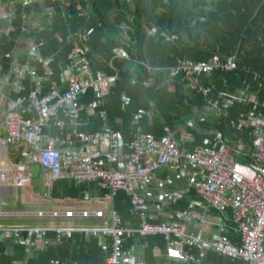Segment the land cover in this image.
<instances>
[{
  "label": "built area",
  "instance_id": "obj_1",
  "mask_svg": "<svg viewBox=\"0 0 264 264\" xmlns=\"http://www.w3.org/2000/svg\"><path fill=\"white\" fill-rule=\"evenodd\" d=\"M32 1L38 0H19L23 7ZM122 28L125 29V24ZM25 31L22 29L23 35ZM2 35L10 37V30ZM88 35L86 28L70 32L66 37L56 35L60 43L67 42L71 49L60 80L51 81L47 93L39 94L36 87L26 97L13 98L0 89V108L5 109L0 111V146L26 145L29 150V162H0V187L29 186L33 179L31 167L38 164L43 169V185L49 189L61 180H69L78 184L97 181L112 194L125 190L130 195L129 213L139 219V225H124L121 214L112 210L111 220H104L100 226L73 229L31 223L0 225V241L11 237L30 257L35 249L49 243L50 231L73 238L74 231L79 230L87 240L111 241L106 264H147L138 259L135 246L128 250L125 245L130 240L162 236L167 243L166 251H157L165 256L164 264H202L209 253L231 262L264 264V99L237 92L241 95L235 94L229 100L225 91L217 90L214 83L206 84L202 79L210 77L214 70L235 71L238 50L226 63L219 56L208 63H189L179 58L167 69L166 75L172 78L182 75L187 88L205 98L201 121L208 115L221 116L232 106V101L251 103V109L246 107L237 117L232 115L228 119L232 130L243 134L250 142L248 148L241 144L231 146L218 133L213 135L215 147L207 148L196 144L195 137L184 128L180 140L174 139L168 128L166 136L157 140L143 133L139 126L142 118L152 116V111L145 110L138 111L133 118L132 138L123 144L122 136L110 126L98 133L78 131L84 109L78 107L79 99L91 90L106 98L116 81L115 75L105 76L92 70L89 48L80 43V40L86 43ZM16 44L24 45L25 53L48 68L50 60L42 58L41 54L42 41H35L26 34ZM112 58L128 59V55L123 48L115 47ZM12 70L19 77L27 73L37 83L41 79L28 65L12 64ZM244 70L255 81L264 82L260 73L246 67ZM49 74L52 75L51 70ZM6 80L8 82V78ZM244 82L249 84L247 80ZM96 106V103L89 105L88 109L93 111ZM59 112L69 116L73 128L69 134L62 132V137H53L49 133L51 126H64V121L57 116ZM199 131L206 133L205 127H199ZM154 201L160 205L157 213H150V202ZM31 217L105 218L106 212L87 208L3 210L0 207L2 220ZM148 218L156 221L150 222ZM11 264L27 263L14 260Z\"/></svg>",
  "mask_w": 264,
  "mask_h": 264
},
{
  "label": "trees",
  "instance_id": "obj_2",
  "mask_svg": "<svg viewBox=\"0 0 264 264\" xmlns=\"http://www.w3.org/2000/svg\"><path fill=\"white\" fill-rule=\"evenodd\" d=\"M88 2L76 3L70 0L67 4H59L57 6L60 19L58 31L68 32L65 34L67 36L72 31L86 28L89 35L85 46L89 48L90 44L96 52L105 57L111 54L114 47L112 42L117 35L122 41L121 48H125L128 59L116 62L119 70L117 84L114 89H111L105 103L101 102L94 108L97 113H106V121L102 123L96 117L90 120L86 110L82 109L77 125L80 133H98L104 130L103 127L108 123L114 131L122 134L124 144L128 141L127 134L133 117L139 110H144L154 102L167 124L172 126L188 124V130L198 131V125L202 126L204 122L206 133L197 136L196 144L215 147L213 135L218 133L221 138H226L230 145L238 146V140L243 139L244 135L233 131L228 125V119L232 115L237 117L238 113L246 107L251 109V103L232 101V106L228 107L227 112L221 116L208 115L201 121L200 115L203 113L205 98L192 91H184V88L177 86L176 83L174 91L168 92L161 88L160 80L165 77L167 69L177 63V57L184 58L189 63H208L214 56H219L220 60L226 63L238 50V68L235 71L214 70L210 77L202 78L203 82L214 83L217 90L225 91L229 100H232L235 94L241 95L237 92L247 96H262L264 99V82L255 81L244 70L246 67L264 76V0H91L93 15L89 17L83 15L87 10ZM30 6L36 8L34 4ZM20 7H22L21 4ZM20 7H17L20 12L16 18L17 31L20 29L21 22ZM110 11L119 14L113 23H110L107 16ZM130 19L137 29L135 34ZM119 22L125 24V29L122 28L121 31L118 29ZM155 23L158 31L153 35L151 28ZM67 25H70V29ZM139 29L144 32L138 31ZM47 36L49 45L43 47L41 54L45 58L51 57L53 61L58 60L59 56L56 54L59 45L53 40L52 34ZM3 38L4 44L14 45L12 39L6 36ZM8 48L12 50L10 46H7L1 48L0 53ZM64 53L66 54L67 50ZM47 70L49 73V66ZM48 73L44 76L48 77ZM180 77L182 78V75L176 79L179 80ZM151 79L154 81L153 84ZM244 80H247L249 84ZM27 91L28 84L25 83L23 92ZM88 93L87 98H81L78 101V107L98 103L96 96H93V91ZM25 95L15 94L16 97ZM212 120L216 121L215 125L221 128L212 125ZM191 122L193 126H190ZM226 123L231 128L232 131H230L234 133L232 139L231 132L223 128ZM142 127L144 132H152L145 121ZM157 127H159L158 124L154 130ZM221 132L228 137H223ZM210 140L212 145H208ZM82 186L86 188L89 184H82ZM120 205V199L117 198L115 208L119 209ZM120 211L118 212L121 213ZM154 241V238L150 240L152 244ZM3 244L4 241H0V250ZM53 245L55 248L51 245L41 254L44 264H51V261L56 258L69 257L76 252L75 250L71 252L68 246L59 241ZM52 249L58 251L54 252ZM93 252L94 259L97 260L99 252L97 243L94 244ZM222 257L214 260L213 264H245L241 260L231 262L225 259L226 257ZM207 258L206 255L205 259ZM99 263L100 261H95V264ZM0 264H9V258L1 251Z\"/></svg>",
  "mask_w": 264,
  "mask_h": 264
},
{
  "label": "crops",
  "instance_id": "obj_3",
  "mask_svg": "<svg viewBox=\"0 0 264 264\" xmlns=\"http://www.w3.org/2000/svg\"><path fill=\"white\" fill-rule=\"evenodd\" d=\"M70 0H65L63 2L59 0H38L36 2H31V4H34L36 8H33L29 5V7H20L19 0H0V8L4 9L6 12V19L5 21L0 20V51L1 48H5L7 46H10L11 49H6L4 52L0 53V89L7 93L8 96L13 98L18 97H26L29 92L38 87L39 94L47 93L50 86V81L60 80V72L66 68L68 65V53L71 49V45L67 42L60 43L59 40H57L56 35H60L62 37H66L65 34L67 33H61L58 31V28H60V19L58 18V12H57V6L59 4L64 5L67 4ZM91 0L87 3V10L84 11L85 16L93 15L92 14V5ZM76 4V3H75ZM81 5V4H76ZM17 7L21 8V22H20V29L17 31V24H16V18L17 15L20 13ZM39 8V10H38ZM115 11H110L107 13V16L109 17L110 23L114 22V19L116 16L118 17L119 14ZM131 20V19H130ZM123 21V19H121ZM120 21V22H121ZM119 22V23H120ZM118 23V29L121 31L122 24L124 23ZM131 24L133 27V32L137 31L134 27V23L131 20ZM24 25V28L26 29L25 35L29 34L30 37H32L35 41H42L43 47H47L49 45V41L47 40V34L53 35V40L56 41V43L59 45V48L57 50V54L59 57L58 60H54L50 58V65L49 69L55 73L53 76L48 73V68H45L42 66V62L36 60L34 57H32L28 52L25 53V46L24 45H17L16 41L19 38H25V35L22 34V29ZM67 28L70 29V25H67ZM6 30H10V39H12L14 45H6L3 42V37L5 35H2V32H5ZM130 30V28H129ZM75 31H78L75 30ZM138 31L144 32L142 29H139ZM158 31V27L155 24L152 25L151 28V34L155 35V33ZM19 32V33H18ZM74 32V31H72ZM121 37V36H120ZM80 43L82 45H85L86 43L82 40H80ZM114 47H121L122 41L121 39H118L117 35L112 42ZM113 47V48H114ZM112 48V49H113ZM44 49V48H42ZM125 50V48H123ZM67 50V53L65 54L64 51ZM126 51V50H125ZM89 60L91 68L94 72H101L105 76H116V81L112 85L111 89H114L117 81L119 79V70L117 69L116 62L118 61H125L126 59L121 58H112V51L111 54H109L107 57L101 55L100 53L96 52L92 46L89 44ZM44 54V52H43ZM64 54V55H63ZM45 56V55H44ZM103 56V57H102ZM62 57V58H61ZM181 57L176 58L177 60ZM184 59V58H182ZM111 60V61H110ZM111 67H110V65ZM12 64H17L18 66H25L28 65L29 67L33 68L37 75L41 77L39 80V83L34 81L31 76H29L27 73L23 74L22 76H17L16 73L12 70ZM6 66V68H5ZM51 66V68H50ZM45 73H48V77L44 76ZM8 78V82L6 80ZM178 77H169L165 74V77L161 79L160 86L163 89H166L168 92L174 91L175 83L177 86H180L184 88V91H189L187 88V82L182 76L181 79L177 80ZM154 79V78H153ZM176 79V80H175ZM28 84V91L26 93L23 92V85ZM151 83L153 84L154 81L151 79ZM14 84V86H12ZM111 92V91H110ZM194 92V91H192ZM26 94L25 96H18L16 97L15 94ZM195 94L199 95L198 93L194 92ZM89 94V93H88ZM88 94L82 96L81 98H87ZM93 96H96L98 103L96 105H100V103H105V99L107 98H101L95 91H93ZM90 98H94V97ZM79 99V101L81 100ZM107 100V99H106ZM95 101V100H94ZM104 105V104H103ZM89 105L83 106L86 112L88 113V117L90 118H98V121L104 123L106 121V113H97L95 109L93 111H90L88 109ZM5 110L4 108H0V111ZM145 111H152V116L150 118L144 117L140 120L139 126L141 127V130L144 132V127H142V123L144 121L147 123V126L150 127V130H152L151 134L153 135L157 140H160L164 136H166V128L170 131L171 135L174 139L180 140L181 138V130L184 128L189 134L193 135L195 137V140L197 142L198 138L197 136L200 135V131H193L188 130V124H177V125H170L167 124L165 121V118L163 117L159 107L154 103H150L148 107L144 109ZM140 111V110H139ZM86 113V114H87ZM36 114V113H35ZM33 114H30V116ZM59 119H62L64 121L63 128L52 125L49 133L53 137H62L63 133L69 134L72 131L73 125L70 122V119L68 115L59 112L57 115ZM134 118V117H133ZM199 119V116L197 117ZM87 119V118H86ZM89 120V121H90ZM133 120V119H132ZM55 118L52 119V123H54ZM191 120H189L190 122ZM219 121V120H217ZM214 120H212V125L220 127L218 125H215ZM199 123V120H198ZM69 124V125H68ZM158 124L159 127L154 130L156 125ZM229 125V124H228ZM226 125L223 126L224 130L230 131L231 128ZM109 126L108 123L103 127ZM206 125L203 122V125L200 124L198 127H205ZM221 128V127H220ZM154 130V131H153ZM232 131V130H231ZM230 131V132H231ZM121 136L122 134L118 132ZM133 128L130 125V130L127 134V138L129 142L132 138ZM222 133V132H221ZM223 134V133H222ZM234 133L231 132L230 138L232 139ZM223 137H228L224 136ZM123 139V137H122ZM210 144L213 143L210 141ZM244 145L245 147H249L250 142L247 141V139H240L238 140V145ZM205 146V145H204ZM233 146V145H231ZM207 148H213L206 146ZM26 145H6L5 147L0 146V162L6 161L11 164H16L19 162H22L23 160H26V162H29V152ZM33 172V179L29 186L24 188H10V187H0V207L3 210H17L19 208H44V209H70V208H87V209H103L106 212L105 218H95V217H89V218H79V219H68V218H55V219H49V218H40V217H31V218H25V219H8V220H2L0 219V225H6V224H23V223H31L35 225H41V226H58V227H71V228H81V227H88V226H100L104 223V220L110 221V213L112 210H121L120 214L122 216V221L124 225H131V226H138L139 225V219L129 213V208L131 207L130 202V195L125 190H119L116 194H112L110 189L101 187L97 181L89 183L88 187H83L82 184H78L76 182H72L69 180H61L57 182L51 189L45 187L42 182V173L43 169L40 165H34L31 167ZM144 192L146 190H143ZM117 198L120 199V208H115V200ZM2 199V200H1ZM183 204H185L183 202ZM151 209L150 213H157L158 211V205L160 203L158 201L150 202ZM108 206L111 207V209L108 208ZM157 206V210L155 211V208ZM183 207V205H181ZM150 222H155L156 220L153 218L147 219ZM74 237H63L61 234L57 233V231H50L49 235H47V239L49 243L43 244L39 249H35L30 257L26 256L25 248L15 242L11 237H6L4 240V244L1 248L2 254L7 256L9 258V264H11L14 260H25L27 264H44L42 261L41 254L45 250H47L48 247H54L58 241L61 244H64L65 246H68L70 248V251L72 252L75 250L76 252H73L69 257H63V258H56L55 260L51 261V264H92L95 261H100L99 264H106V257L110 253V240H103V239H86V237L80 233L79 230H75L73 233ZM154 238L155 241L152 244L150 240ZM97 243V247L99 249V252L97 254V260L94 259V252L93 247L94 244ZM151 243V244H150ZM152 245V246H151ZM135 246V251L137 253V257L139 260L147 263V264H164L165 256L162 255L159 251L165 253L167 243L165 242L164 238L162 236H153L147 239L139 238V240H130L126 245L125 248L128 250H131ZM55 248V247H54ZM54 252L58 251L55 249ZM157 252V253H156ZM160 256H159V255ZM195 254H198L196 251ZM221 257L219 255H216L214 253H209L207 255V260L203 261L202 264H213L214 260H219L218 257ZM224 258V257H222ZM63 259V260H62ZM227 259V258H225Z\"/></svg>",
  "mask_w": 264,
  "mask_h": 264
},
{
  "label": "rangeland",
  "instance_id": "obj_4",
  "mask_svg": "<svg viewBox=\"0 0 264 264\" xmlns=\"http://www.w3.org/2000/svg\"><path fill=\"white\" fill-rule=\"evenodd\" d=\"M5 19H6V12H5L4 9H1V8H0V20L5 21ZM1 200H2V199H1ZM108 208L111 209L110 206H108Z\"/></svg>",
  "mask_w": 264,
  "mask_h": 264
}]
</instances>
